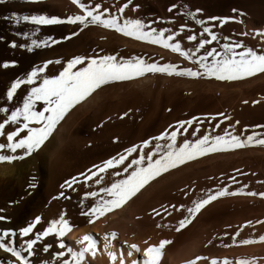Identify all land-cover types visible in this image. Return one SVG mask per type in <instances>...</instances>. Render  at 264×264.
Returning a JSON list of instances; mask_svg holds the SVG:
<instances>
[{
	"label": "rangeland",
	"instance_id": "rangeland-1",
	"mask_svg": "<svg viewBox=\"0 0 264 264\" xmlns=\"http://www.w3.org/2000/svg\"><path fill=\"white\" fill-rule=\"evenodd\" d=\"M49 1L4 0L0 3V107L11 110L22 106L23 97L27 95L29 88L39 83L34 80L33 85H20L9 101L6 90L11 81L26 79L33 67L42 65L48 68H45L44 73H38L41 77L58 75L74 56L111 55L123 60L139 57L146 63L173 64L177 70H195L198 67L194 63L195 55L204 53V49L196 53L195 45L201 36L207 37L195 23V19H203L211 30L217 32L218 39L212 42V48L219 50L220 45L225 42H240L257 50L264 47V40L256 42L251 36L257 29H264V22L260 20L264 16V0H132V4L122 14H115L111 5H103L101 0H95L102 7L114 11L109 9V13L122 16L120 23L124 19H140L145 24V30L163 29L165 35L176 32L177 35L173 36L170 43L178 41L182 50L193 54L192 59H185L179 52H173L160 44L136 40L98 25H89L90 27L78 31L77 25L68 23L35 25L30 21L16 22L8 19L13 12L21 16L56 15L61 19L79 12L71 0H56L68 7L77 8L69 12L56 6L50 7ZM121 1L119 5L127 2ZM173 3L177 8L169 12L168 8ZM135 5L139 7L133 11ZM196 8L201 9V12L195 19L184 15L185 11H195ZM233 9L236 11L233 12ZM212 16L236 19L219 25L217 21L208 20ZM181 24L185 25L183 31L180 30ZM77 31L76 36L68 40L61 39ZM24 33H28V36ZM187 35H195L198 39L188 41ZM47 37L59 42L53 44L51 40H47L46 43H41ZM224 37L229 40L225 41ZM33 40L37 42L36 45L32 44ZM13 43L17 46L13 47ZM20 44L25 47H19ZM28 45H32L31 51L28 50ZM12 61L15 63H11ZM45 61L51 63L45 66ZM5 62H9L7 67H4ZM81 64L85 62L82 61ZM78 67L80 65L75 66ZM43 106L42 101L37 102L36 110L39 111ZM193 117L195 120L192 124L176 123ZM5 118L6 113H0V120ZM169 125H172V129H178V143H182L184 139L191 142L206 132L210 136L223 135L225 130L231 135H239L241 139L253 132L257 133V138L264 139V127H259L264 126V74L228 81L207 76L189 77L148 72L131 80L112 81L94 90L65 114L39 149L22 159L0 161V215L6 217L4 221H0V232L12 229L17 233L8 237L13 241V246L26 247L23 241L33 237L36 231H42L47 227L48 221L58 219L61 211L66 218L75 210L86 211L85 206L92 205L90 200L93 198H84V205H81L83 193L98 191L100 186L110 183L113 177L110 172L98 173L104 177L102 184L98 186L91 180L85 183L78 173L121 153L133 144L139 145L146 139H149V144L144 148L145 153L157 149V143L162 149L167 142L166 137L159 142L150 138L158 136ZM16 127L18 125H6L5 134L0 136V143H6V132ZM193 132H196L195 136L192 135ZM22 134H26V130ZM0 154L21 156L22 152L0 150ZM138 154L132 153L131 157L135 158ZM49 177H53L52 182ZM71 177H76L80 183L73 184L72 188L62 189L60 185L65 180L71 183ZM221 187L234 193L238 189L241 191L209 202L190 223L179 232L175 231L177 222L187 214L185 209L192 206V200L203 198L210 190L214 192ZM60 192L64 193L63 197L59 196ZM249 192L256 195H247ZM260 192H264V144L250 143L238 149L207 153L162 173L121 208L129 206L133 215L157 222L161 225L158 227L160 236L171 242L179 240L177 251L189 249L192 258L200 256L207 263L212 259L226 260L231 255H245L256 246V264H264V241L259 240V236L264 234V197L258 195ZM157 204H163L160 209L163 206L164 212H168H162L164 216L151 220L148 216H153V209ZM158 205L155 209L159 208ZM180 205L183 207L176 211L175 208ZM37 215L41 220L34 226L33 233L20 237L18 229L27 226ZM100 218L92 223L87 221L85 225H98ZM141 228L144 229V226L133 225L130 230ZM233 235L236 236V242H233ZM254 236L256 240L253 243H239L240 240ZM56 240L55 234H51L37 242L36 254L30 258L33 264H41L44 260L48 264H55L50 253L55 251ZM44 243L52 244L49 253L41 250ZM7 259L0 251V264H7Z\"/></svg>",
	"mask_w": 264,
	"mask_h": 264
},
{
	"label": "snow or ice",
	"instance_id": "snow-or-ice-1",
	"mask_svg": "<svg viewBox=\"0 0 264 264\" xmlns=\"http://www.w3.org/2000/svg\"><path fill=\"white\" fill-rule=\"evenodd\" d=\"M3 2L4 0H0V3ZM71 2L80 11L67 15L63 19L56 15L48 16L44 14L21 16L17 15L16 12H13L8 19L16 22L21 20L30 21L35 25L68 23L77 25L78 31L89 25H98L106 29H114L116 32L124 36L133 37L136 40L160 44L166 49H171L173 52H179L185 59H192L193 54L190 51L182 50L181 44L178 41L170 43L173 36L177 35L176 32H172L171 35H165V30L163 29L160 31L151 28L145 30V24L140 19H124L123 23H120L119 21L122 19V16L109 13L107 7H102L101 3L95 2V0H71ZM131 4L132 0H127L126 3L119 5L117 12L120 14L124 13L125 9ZM138 7V5L133 6V11ZM176 8L177 5L173 3L169 6L168 11L172 12ZM235 11L233 9V12ZM200 12L201 9L196 8L195 11H185L184 15L195 19ZM234 19L236 18L208 17V20L217 21L219 25H223L226 21ZM150 23L151 21H149ZM195 23L201 27L203 33L207 34L206 38L201 36L198 39L195 35H187L186 37L188 41H196L198 39V43L195 45L196 53L204 49L203 55H195L194 63L198 65L195 70L191 68H180L177 70L173 64L158 65L156 63H146L139 57L123 60L111 55L98 57L74 56L67 61L63 70L58 75L50 77L44 75L41 77L38 73H44V67H33L27 73L26 79L18 78L11 81L10 87L6 90L7 100L9 101L13 99V94L20 85H33L34 80H38L39 83L29 88L27 95L23 97L22 106L11 110L0 107V113H6V118L0 120V136L5 134L6 125H18L14 130L6 132V143H0V150H8L11 153H15L16 150H21L22 152L21 156L0 154V161L11 162L14 159H22L29 156L35 149H39L70 109L85 100L94 90L112 81L131 80L141 77L148 72H166L169 75L175 74L177 76L189 77L207 76L215 77L217 80L228 81L252 77L256 74H264V47H260L257 50L240 42H225L217 50L211 47L212 42L218 39L217 32L211 30L210 26H207L203 19H195ZM184 28L185 25L181 24L180 30L183 31ZM78 31L71 32L67 36L61 37V39L68 40L76 36ZM256 33L264 38V29H257ZM24 35H28V33H24ZM241 35L247 34L241 33ZM47 40H51L53 44L59 42L52 37H47L41 43H46ZM224 40L228 41L229 38L224 37ZM32 44L36 45L37 42L33 40ZM206 45L209 47H205ZM12 46L16 47L17 45L13 43ZM19 47L23 48L25 45L20 44ZM237 49L241 50L237 51ZM28 50H32V45H28ZM82 61L85 64H81ZM8 63L5 62L4 67H7ZM11 63H15V61ZM49 63L51 61L44 62L45 65ZM77 65H80V67L75 68ZM74 68L75 70H73ZM39 101H42L44 106L37 111L36 103ZM193 120H195V117L188 121H177L176 123L177 125L192 124ZM169 129H172V125H169L168 129L160 132L158 136L150 138L159 142L161 138L166 137L167 142L162 149H160L159 143H157L159 151L153 149V151L145 153L144 148L149 144V139H146L139 145L133 144L125 148L121 153H117L115 156L101 161L100 164H93L90 169L78 173V176L85 183L91 180L98 186L102 184L104 179L98 173L110 172L113 177L110 183L106 186H100L98 191L93 190L83 193V198L80 200L81 205H84V198L87 197H92L95 201L90 207L85 206L86 211H81V215L87 217L89 223L105 216L106 213L121 208L131 198L135 197L150 181L159 177L162 173L168 172L170 169L183 165L186 161H191L210 152L238 149L250 143L264 144V139L257 138V133L255 132L241 139L239 135H231L227 130H225L223 135L210 136L206 132L203 136L191 142L188 139H184L182 143H178V129H172L171 131ZM24 130H26V134H22ZM184 131H187V129H184ZM192 135L195 136L196 132H193ZM132 153L139 154L135 158H132ZM117 166L119 167L117 168ZM70 181L71 183L69 180H65L60 187L62 189L65 187L72 188L73 184L80 183L76 177H71ZM72 190L75 191L74 188ZM240 191L238 189L234 193L228 191L226 187H221L214 192L210 190L203 198L194 199L192 206L186 209L187 214L177 222L175 231L179 232L190 223L192 218L209 202L216 200L218 197L238 194ZM246 194L256 195V193L251 192ZM258 195L264 197V192H260ZM59 196L63 197L64 193L60 192ZM169 207L172 206L170 205ZM182 207L183 205H180L175 210L179 211ZM153 213L159 215V213L155 212V209H153ZM5 219V216L0 215V221H4ZM40 220L41 217L37 215L27 226L18 229V235L26 237L29 233H33L34 226ZM164 226L167 227V225ZM157 227H161V225L158 224ZM71 228L72 225L65 217L64 212L61 211L58 219L48 221L47 227H44L42 231H36L33 237H29L23 241L26 247L19 248L14 247L13 241L8 238L17 233L13 232L12 229H5L0 232V251L8 257L7 264H33L30 258L36 254L37 242L51 234H55L57 238L65 237ZM111 235L115 236L116 233L113 232ZM232 239L233 242H236L235 235L232 236ZM259 240L264 241V234L259 236ZM253 242L250 239L239 241L240 244ZM76 243L80 245L78 251L69 248L64 240H59L57 247L60 250L50 253V257L55 261V264H91L88 257L96 255L98 250L96 241L90 234H84L76 240ZM170 243L171 241L168 239H160L158 243L145 242V247L142 250L143 259L139 262L134 259L126 262L124 257H118L114 251L109 249V242L107 240L104 243V248L108 250L109 259L117 262V264H160L163 250ZM130 247L137 252L140 251V248L135 243L131 244ZM51 248L52 244L44 243L41 250L49 253ZM65 251L68 252L67 257L65 256ZM202 259L204 258L196 256L194 259L186 261L185 264H196V261ZM41 264H48V261H41ZM210 264H218V262L216 259H212ZM223 264H230V262L225 260ZM235 264H256V260L255 258L237 259Z\"/></svg>",
	"mask_w": 264,
	"mask_h": 264
},
{
	"label": "bare ground",
	"instance_id": "bare-ground-1",
	"mask_svg": "<svg viewBox=\"0 0 264 264\" xmlns=\"http://www.w3.org/2000/svg\"><path fill=\"white\" fill-rule=\"evenodd\" d=\"M101 2L103 3V5L104 4L105 5H111L113 7V10L116 11L115 12V14H116V13H118L117 12L118 5L122 1L121 0H101ZM69 4H71V3H68V5ZM49 5L52 8L54 6H56L58 9L64 10V12H67V11L69 12V10L71 11V9H73V8L75 9V6H73V8H71L69 6L70 7L69 8L68 6L64 5L63 2L56 1V0H50L49 1ZM192 5H193V3H192ZM78 11H80V10L78 9ZM125 11H124V13H125ZM112 12H114V11H112ZM246 12H247V10H246ZM249 14H250V12H249ZM118 16H119V14H118ZM218 17H220V16H218ZM257 17H258V15H257ZM261 17L262 18H260V20L261 21L263 20L262 22H264V16L262 15ZM251 36L253 37V39L256 40V42L264 40V38L260 37L256 32L252 33ZM245 37H247V36H245ZM248 39H250V37ZM45 68H48V67L46 66ZM45 68H44V71L46 70ZM50 173H51V171H50ZM16 179H18V177H16ZM52 179H53V177H52ZM52 179L50 178V181ZM50 184H53V183H50ZM50 186H52V185H50ZM239 196H241V195H239ZM93 199L90 200V202L92 201L91 202L92 204L94 203ZM188 204H190V203H188ZM157 205H155L154 209L157 208L156 207ZM161 205H163V204H161ZM90 206L91 205H89V207ZM160 206H159L158 209H155V212L159 213V215L153 214V216L152 215L148 216V217H151L150 218L151 220H155L157 218H160L161 216H164V215H162V212H164L165 210L163 209V206L161 207V209H163V210H161ZM129 209H131V207L125 206L124 208H119V209L113 210V211H111L109 213H106L105 216L100 218L98 225L96 223V225H93V226L92 225H88V224L85 225V223L88 221V218L81 215V209L79 210V212H76L78 210H75V212L72 213L67 218L69 220L70 224L72 225V228H71L70 232H68L65 237L57 238V240L54 241L55 251L56 250H60L57 247V244H58L59 240H64V242L67 244V246L69 248H72V249L78 251L80 245L76 243V240L80 236H82L84 234H90L93 237V239L96 241L97 249H98L97 252H96V255L94 257H92V256L88 257V259L91 261V264H117V262H114V261L110 260L109 257H108V254H107L108 250H106L104 248V243H105L106 240L109 242V249L114 251V253L118 257H124L126 262L130 261V260H133V259L138 261V262L141 261L143 259L142 250L145 247V242H147V243H158V241L160 239H165V238H163V236H160V234L158 232V227H157L158 223L157 222L153 223L154 221L150 222V220H148V219H142L140 217H137V216L133 215V213H131L132 210L130 212ZM167 212H168V210H167ZM210 213H213V212H210ZM198 215H199V213H198ZM166 217H167V215H166ZM168 217H169V215H168ZM203 217H204V214H203ZM17 222L18 221H16V223ZM133 225L134 226L135 225H137V226L142 225V226H144V229H142L143 228L142 227L141 229H138V230H130V228ZM113 232L116 233L115 236L111 235V233H113ZM250 240H256L255 236L253 238H250ZM133 243L138 245V247L140 248L139 252H137L134 249H131L130 245L133 244ZM178 244H179V240H174V242H171L169 245L165 246V249L163 250V254L161 256L160 264H185L186 261L194 259V258H192L193 255H192V257H190L191 256V251L189 249H180V251L179 250L177 251ZM255 247L256 246H254L253 248L251 247L252 249H250L249 253H247L245 255H240V256H239V254L231 255L226 260L229 261L230 264H235L237 259H245V258L251 259V258H255V260H256V248ZM65 256L66 257L68 256V252L67 251H65ZM203 260L196 261V264H210V262L207 263L208 261L204 262ZM223 261H225V260L217 259L218 264H223ZM261 264H263V263H261Z\"/></svg>",
	"mask_w": 264,
	"mask_h": 264
}]
</instances>
